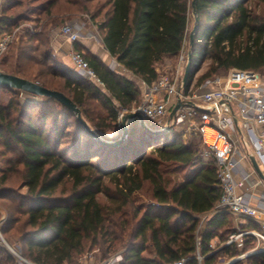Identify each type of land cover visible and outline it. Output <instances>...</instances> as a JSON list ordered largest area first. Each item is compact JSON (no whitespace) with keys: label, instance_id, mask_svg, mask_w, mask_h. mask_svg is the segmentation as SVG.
Here are the masks:
<instances>
[{"label":"trees","instance_id":"trees-1","mask_svg":"<svg viewBox=\"0 0 264 264\" xmlns=\"http://www.w3.org/2000/svg\"><path fill=\"white\" fill-rule=\"evenodd\" d=\"M191 2L3 0L0 37L32 15L84 13L110 56L146 85L157 80L156 65L177 57L184 42L192 63L185 92L230 69L263 76L264 0H194L189 44ZM51 25L48 20L43 31L19 35L11 67L3 71L4 57L0 71L64 94L92 134L55 99L22 103L19 90L0 87V148L11 155L0 177V233L8 243L13 238L20 254L36 264H75L94 250L103 258L119 251V264L183 258L199 264L197 254L200 264H216L221 254L232 258L247 250L255 242L249 235L242 236L241 251L234 242L217 252L210 248L212 240L223 244L237 230L230 215L216 209L217 162L213 155L202 157L197 135L184 143L173 125L153 134L134 119L122 142L106 144L115 139L102 134L115 130L118 111L139 104V87L78 46L74 50L102 86L58 63L49 47ZM201 62L206 69L195 78ZM20 186L25 193L16 191ZM145 186L150 202L136 204L133 196ZM211 211L199 226L200 215ZM14 263L0 246V264ZM231 264H264V253Z\"/></svg>","mask_w":264,"mask_h":264},{"label":"built area","instance_id":"built-area-1","mask_svg":"<svg viewBox=\"0 0 264 264\" xmlns=\"http://www.w3.org/2000/svg\"><path fill=\"white\" fill-rule=\"evenodd\" d=\"M86 18L87 15H84ZM19 28H15L11 33L0 38V56L6 51L7 47L16 40L15 34ZM84 27L72 23L66 24L59 29V34L71 44L85 36ZM186 42H184V45ZM184 45L178 56V64L181 65L187 58L184 54ZM71 70L81 77L100 83L99 79L89 67L87 60L81 52L74 49L69 52ZM118 64L111 66L114 69ZM178 67L174 74H162L150 85H145L142 99L139 105L131 112L141 114L146 123L160 129L166 126L183 127L184 131L199 136L201 143L209 150L217 162V179L220 188V198L217 204V211H223L237 218H251L259 222V228L251 231L238 232L229 236L224 246L230 245L244 235L252 236L255 246L243 256L264 253V219L259 217L258 211L253 208L245 199L244 195L238 192L248 179L243 175L241 180L236 182L233 172L238 163L234 158L236 142L228 131L233 123L230 118H224L223 112L229 105H235L240 117L244 120H252L257 125H264V76L253 71H242L230 69L224 78H212L205 81L196 88L184 91L185 84L182 82ZM210 85L217 86L210 89ZM23 94L24 92H20ZM173 99L183 104L192 103V106L183 105L175 116L169 120L168 103ZM127 110H119L117 123ZM255 156L264 162V131L255 135L248 127ZM3 240V239H2ZM15 258L14 264H36L20 254L16 246L11 247L5 243ZM212 245H210V248ZM91 258V254L86 256ZM200 263L202 257L196 256ZM121 254L110 255L100 264H119ZM187 259L183 258L173 261L170 264H186Z\"/></svg>","mask_w":264,"mask_h":264},{"label":"crops","instance_id":"crops-1","mask_svg":"<svg viewBox=\"0 0 264 264\" xmlns=\"http://www.w3.org/2000/svg\"><path fill=\"white\" fill-rule=\"evenodd\" d=\"M82 22L88 25L86 20L81 19ZM73 23H77L78 20H72ZM89 34L84 38L78 40L75 45L71 44L65 38L60 36L58 28H51L49 32V47L53 52L58 63L63 66L71 69L70 61H69V52L74 49L75 46L81 48L83 53H88L99 60H101L111 71L120 73L135 82L139 87L141 92V98L144 90V86L146 85L141 80L133 77L126 70L121 68L119 65H116L114 69L111 68L114 64H117L116 60L110 56L108 51L104 48L101 41H98L95 38L97 33L96 25L92 24V27L88 28ZM96 32V34H95ZM100 86L102 84L99 83ZM217 86L210 85V89H216ZM32 96V95H31ZM35 97V96H34ZM174 100L171 99L168 103V110L170 111L173 108ZM228 106L226 110L223 112L224 118H230L232 120V125L228 127V131L236 142V151L234 153V158L236 159L238 165L233 172V178L236 182L240 181L243 175H247L248 179L244 182L243 186L238 189V192L244 195L245 199L249 202V204L258 211L259 217L264 219V182L263 180L256 174L254 171L251 161L249 159L250 156H254L256 163L258 164L260 171L264 176V162H261L254 154L253 146L251 143V138L248 133V127L252 130L255 135H259L262 131H264V125H257L252 120H244L239 116L237 112V108L235 105ZM131 121H128L126 124L129 125ZM115 137V136H114ZM214 211L209 213L200 215L199 226L202 225L204 220L209 217ZM227 213V212H226ZM229 214V213H228ZM231 227L234 230L241 231V228L246 226H251L250 230H256L259 228V222L255 221L251 218H235L231 214ZM254 226V227H253ZM213 243V240L210 244ZM225 243V242H224Z\"/></svg>","mask_w":264,"mask_h":264},{"label":"rangeland","instance_id":"rangeland-1","mask_svg":"<svg viewBox=\"0 0 264 264\" xmlns=\"http://www.w3.org/2000/svg\"><path fill=\"white\" fill-rule=\"evenodd\" d=\"M190 1H193V0H190ZM2 2H3V0H0V12H1ZM56 14H59V15H54L53 14L52 16H49L48 18L43 17V16H38V15H32L30 17V19L25 20V21H23V22H21L20 24L17 25L16 28H19V30H18L19 32H16L15 36L19 37V35H21L23 32H25V30H29V32H40V31H43L44 27L46 26V23H48V20H50V22H54V25H51V27L58 28V29H60L62 26L66 25V24H72L73 23L72 20H78V22L76 24L84 27V32H86L84 36H87L89 34L88 28L92 27V24L94 25V23L90 20L89 15H87V17L85 18L84 15H86V14H84V13L75 14V15L72 14L71 15V14H64V12H61V13H56ZM81 19L86 20V22H88V25L89 26H86V24L84 22H82ZM188 20H189L188 30H190V32H191L192 31V27H193V22H194L193 21L194 19H193V13H192V11L189 12ZM47 27H50V26H47ZM6 34H9V33H5L3 35H6ZM95 34H96V32H95ZM17 37H15L16 40L14 42H12L7 47L6 51L0 56V63H1V61H2V59L4 57H7L8 58L7 59V62L2 67L3 68V71L9 70V67H11L12 61L10 60L9 57H12V51L15 49V47H16L15 45L18 42L17 41L18 40ZM95 38L98 41H101L98 34L95 35ZM185 52L186 53L188 52V50H187V42L184 45V54H185ZM85 54H87V53H85ZM178 56L175 57V58H172L170 60H164L163 62L157 64L156 65V70L158 72V75L159 76H161L162 74L172 75V74H174L175 69L178 67L179 74L181 75V77H183V72H184V68H185V65H186V60L181 65H179L178 64ZM197 68L199 70L197 71V73L195 75V78H196L197 75H200V74H202L205 71L206 64L204 62H201V63L198 64ZM228 72L226 74L219 75L218 78H224V77H226L227 74H228ZM81 78H83V77H81ZM36 83H38V82L36 81ZM18 99L22 103H26L28 101H30V102H33V101H40V102H42L44 100L43 97H34V96H31V95L26 94V93L21 94L20 92L18 94ZM137 106L133 107L130 111H127V112H131ZM175 128H176V130L178 132H180L182 134V139H183V142L184 143L190 142L191 141V138L194 137V135H196V134H192V133H189L187 131H184L183 130V127L181 128V127H178L177 126ZM119 130H120L119 124L116 122V128H115V130L114 131H111V132L109 131V132H106V133L102 134V137H104V139H108V140L116 139L118 137ZM194 138L197 141H199V147H200V149L202 151V157L204 159H207L208 157H210L212 155V153L209 150H207L206 147L201 143V140L199 139V136H197V138L196 137H194ZM10 156L11 155H9L8 153L6 155H2V149L0 148V177L2 176L3 172H5L4 170H5L6 165L4 164V160L6 158H9ZM16 191L19 192V193H21V194H23V193H25L26 188L20 186V187L16 188ZM133 199H135L136 204H141V203L147 204V203H149L150 202V200H149V193L147 192L146 186L143 188V190L141 192H138L137 194H135L133 196ZM238 232L239 231H236L233 234H237ZM8 240H10L11 244H9L8 241H7V239L4 236H2V234L0 233V246L5 247L10 252V250L6 247L5 243L7 245L11 246V247H14L16 245V242H15V240H13V238L8 239ZM234 243L237 245V249L241 251L242 250V246H243L242 245V238L236 240ZM211 245H212L211 248L213 249V252H217V251L220 250V248L222 246H224V243L222 244L217 239H214L213 240V243ZM254 246H255V242L253 244H251L250 247L247 250H245L244 252H240L237 256L232 257V258H228V257L223 256L221 254L220 257H218V260H216V264H231V262L234 259L240 258V256H242L244 254H247ZM117 252L119 253V251H117ZM10 254L12 255L11 252H10ZM88 254H91V258H87L86 257ZM113 254H116V252L115 253H112L110 255H113ZM110 255H108V256H106V257L103 258V257H101V254H100V252L98 250H94L93 252H88V253H85V254L81 255L80 257H78L75 264H100L102 261H104ZM245 257H247V256H245ZM245 257L240 258V260L244 259Z\"/></svg>","mask_w":264,"mask_h":264},{"label":"water","instance_id":"water-1","mask_svg":"<svg viewBox=\"0 0 264 264\" xmlns=\"http://www.w3.org/2000/svg\"><path fill=\"white\" fill-rule=\"evenodd\" d=\"M192 13H193L194 22H195L196 18H195V12H194V0L192 1ZM195 28H196V26L194 25L193 29L189 35V44H191V42H192V37H193V33H194ZM191 65H192V63L190 60V53L188 51L187 52L186 65L184 68L183 78H182L183 84H186V82H187L189 71L191 69ZM0 87L19 90L20 92H24L26 94H29V95H32L35 97H46V98L55 99L56 101H58L59 103L64 105L67 109H69L72 113H74L76 115V117L84 124L86 129L89 130L86 123H84L82 121L81 116H80V111L77 108V106L68 97H66L61 92L49 90V89L39 85L36 82H32V81L20 78L16 75H13V74L4 73L2 71H0ZM183 105L192 106V103L187 102L186 104H183L180 101L176 102V104L173 106V108L169 112V116H168L169 120H171L175 116L176 111ZM228 106L231 107L229 104H228ZM134 119H136L139 122L141 127L148 129L153 134H163V133L169 131V129H170V126H166L165 128H162V129H160L158 127L154 128L153 125L146 123L143 116L141 114H139L138 112H128V113L123 114L120 118V122H119L120 130H119L118 137L114 141H108L105 143L110 144V145H115V144L122 142L127 135V124L126 123L128 121H132ZM89 132L92 134V131L89 130ZM249 159L251 161V164H252L254 171L264 182V176H263L262 172L260 171V168H259L258 164L256 163L254 156H250ZM246 256H248V255H246ZM243 257H245V256H243ZM238 260H240V258L234 259L231 263L238 261Z\"/></svg>","mask_w":264,"mask_h":264}]
</instances>
